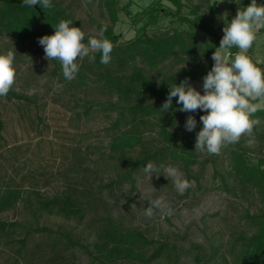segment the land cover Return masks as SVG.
<instances>
[{
	"label": "trees",
	"instance_id": "obj_1",
	"mask_svg": "<svg viewBox=\"0 0 264 264\" xmlns=\"http://www.w3.org/2000/svg\"><path fill=\"white\" fill-rule=\"evenodd\" d=\"M102 1L112 24H100L98 29H105L102 38L113 45L111 61L107 65L102 64L101 54L95 53V61L88 64L94 81L116 95L117 100L111 99L106 103L83 100L81 106L86 116L97 106L96 111L116 114L110 128L108 146V159L113 162L115 176L109 183L103 184L101 181L97 186L99 190H95V182L90 183L89 176L84 173L89 168L82 169L81 162L80 170H70L72 177L68 178V190L61 195L44 196L38 189L24 190L9 183L1 186L0 214L15 209L18 204L26 208L31 205L35 207L31 210L33 226L26 229L21 239L12 236V232L23 227L19 221L0 219V248L1 252L7 250L13 255L11 264H31L34 260L44 258L53 263L77 264L78 261L74 260L76 247L84 249V254L94 264H180L181 257L187 255L183 237L149 238L143 231L125 227L112 215L92 219V223L100 224L95 230V242L86 245L75 240L70 233L55 231L41 223V218L46 214L67 219L84 218V208L91 203L101 204L107 209L105 198L114 199L116 203L121 196L127 198L124 189L130 193L138 189V176L149 161L159 168L160 183L166 184L163 167L173 166L190 182L195 180L200 187L201 175L209 162H201L202 155L195 150L197 133L203 128L200 117L206 113L202 110L180 111L177 97L172 99L169 110L164 111L162 106L167 100L170 85H179L186 78L189 83L200 82L214 65L212 54L219 47L221 37L213 30L203 11L204 8L215 10L209 5L210 0H150L131 16V26L136 35L130 41H123L114 26L118 11L127 10L133 5V0L121 8L119 0ZM51 3V8L42 9L40 5L26 7L23 0H0V36L26 42L55 32V26L61 20L71 21L72 27L79 25L65 8L54 0ZM249 3L251 0H245L242 10ZM214 6L217 8V3ZM234 11L237 14L236 8ZM39 21L45 23L42 32L38 27ZM164 22H168L170 27L164 32L154 33L153 30ZM238 51L235 47L230 50L231 53ZM247 55L256 63L251 49ZM172 63L183 65L173 69ZM84 68H88L86 61ZM56 69L62 74L61 66ZM79 76L81 79L85 75L81 73ZM6 97L9 100H28L27 96L13 89ZM189 115L197 122L192 131L185 128ZM250 118L260 121L254 127L252 136L226 146L230 169L223 174L219 168H214V177L220 179L219 189L235 196L252 193L263 206L257 213L247 211L249 230L235 238L228 249L233 264H264V157H254L246 145L258 138L260 145L264 146V109L260 108ZM3 129L4 124L0 120V131ZM211 162L215 164V159ZM229 177L235 181L233 187L229 184ZM104 190L108 191L107 197L102 192ZM116 191L121 194H116ZM36 235L46 240L44 244L37 243L32 249L31 240ZM3 238L8 239L1 242ZM216 249L219 248L213 249L212 258L218 251ZM194 258L197 263L202 262L198 254Z\"/></svg>",
	"mask_w": 264,
	"mask_h": 264
},
{
	"label": "rangeland",
	"instance_id": "obj_2",
	"mask_svg": "<svg viewBox=\"0 0 264 264\" xmlns=\"http://www.w3.org/2000/svg\"><path fill=\"white\" fill-rule=\"evenodd\" d=\"M54 1L79 22L77 27L85 33V44L90 37L100 38L98 29L100 24H112L102 0ZM129 1L119 0V8ZM149 2L150 0H133V5L127 10L118 11L114 30L121 35L123 41L134 38L136 31L131 26V16ZM244 2L245 0H210L209 5L215 10L203 9L211 27L221 39L225 23L236 16L235 8L237 11L242 10ZM215 3L217 8L214 6ZM257 4L264 5V0H258ZM169 27L168 22H164L153 32H164ZM0 49L2 54H7L8 51L14 53L16 77L12 89L28 97V100H9L7 97L0 99V120L4 124V129L0 131V187L9 183L24 190L38 189L44 196L61 195L68 190V178L72 177L70 170H80L81 162L82 169L89 168V171L84 173L89 176L90 183L95 182V190H99L97 186L101 181L103 184L109 183L116 172L113 170V162L108 159L110 128L116 114L96 111L97 106L86 116L81 102L89 100L94 103H106L111 99L116 101L117 96L101 83L94 81L88 64L91 63L89 59L78 60V73L73 80L67 81L56 69L57 66H61L60 63L45 59L44 47L39 44V37L20 42L0 36ZM250 49L255 57V64L264 69V28L256 32V39ZM85 61L88 68L83 69ZM182 65L172 63V68L178 69ZM81 73L85 76L79 83ZM189 84L204 94L203 80ZM146 135L148 141L149 133ZM245 137L247 136L241 138ZM246 145L254 157H264V146L260 145L258 138H254ZM226 150L227 147H223L218 155L200 152L201 162L209 160L201 175V187L193 180L191 188L183 195L175 191L168 178L165 177L166 184H162L155 173L150 180L142 170L138 176V189L131 193L124 189L127 198L121 196L118 203L114 199L105 198L107 209L101 204L91 203L84 208V218L67 219L59 215L46 214L41 218V223L55 231L70 233L75 240L86 245L95 242V230L100 224L92 223V219L112 215L125 227L143 231L149 238L158 239L161 236L173 238L177 235L183 237L187 255L181 257L180 264H227V260L228 264H233L228 249L235 238L249 230L247 211L257 213L263 206L252 193H239L235 196L218 188L220 179L214 177V168L216 166L223 174L230 169L229 153ZM212 159H215V164L211 162ZM234 182V179L229 177L231 187ZM102 192H107L108 195L107 190ZM115 193L121 194L119 191ZM146 193H150V199L164 197L171 205L173 214L161 217L157 213L154 218L146 219L142 215V207H147L148 202L141 200V194L143 197ZM32 198L35 203V196ZM34 208L33 205L26 208L23 204H18L15 209L0 214L2 220L19 221L23 225L12 232L14 238H23L26 229L33 226L31 210ZM198 208L202 209V213L198 218L192 219L190 213ZM5 239L8 238H3L1 242ZM44 239L46 240L36 235L31 240L32 249L37 243L44 244ZM214 248L219 249H216L218 251L212 258ZM197 254L202 257L200 263L194 258ZM68 255L72 256L69 252ZM12 256L7 250L1 252L0 248V264H9L12 262ZM74 256L77 264H94L80 247H76ZM31 264L64 263H53L44 258L34 260Z\"/></svg>",
	"mask_w": 264,
	"mask_h": 264
},
{
	"label": "clouds",
	"instance_id": "obj_3",
	"mask_svg": "<svg viewBox=\"0 0 264 264\" xmlns=\"http://www.w3.org/2000/svg\"><path fill=\"white\" fill-rule=\"evenodd\" d=\"M23 5L33 7L40 5L49 9L51 0H23ZM71 21L61 20L55 26L53 35L39 38V44L44 47L45 59L60 63L63 77L67 81L75 78L79 71L78 60L88 58L95 61V53L101 54L100 62L107 65L111 61L113 45L102 38L105 31L100 29V37H90L84 43L85 33L79 27H72ZM264 28V5H258L257 0L237 14L223 28L224 35L220 45L212 54L214 65L203 78L204 94L191 86L186 78L179 85H170V92L162 109L167 111L172 106V99L177 97L181 105L180 111L195 112L202 110L206 114L200 117L203 128L197 133L195 150L218 155L227 145L238 143L242 136L251 137L258 119H251L260 108L264 107V69L258 67L247 55L256 39V32ZM239 49L236 53L230 50ZM14 53L0 54V97H6L15 83L16 70ZM196 120L189 115L185 128L192 131ZM163 167V166H162ZM143 171L151 180L153 173L160 174L159 168L153 162H147ZM163 175L174 186L175 191L183 195L192 183L176 167H163ZM107 197V192L104 193ZM146 193L141 200H147L148 206L142 207V215L146 219L154 218L157 213L164 216L173 214L171 205L164 197L150 199ZM136 206V205H133ZM202 209H194L190 213L192 219L198 218Z\"/></svg>",
	"mask_w": 264,
	"mask_h": 264
},
{
	"label": "water",
	"instance_id": "obj_4",
	"mask_svg": "<svg viewBox=\"0 0 264 264\" xmlns=\"http://www.w3.org/2000/svg\"><path fill=\"white\" fill-rule=\"evenodd\" d=\"M38 27H39L40 32H42L43 31V28L45 27V23L42 22V21H39L38 22Z\"/></svg>",
	"mask_w": 264,
	"mask_h": 264
}]
</instances>
